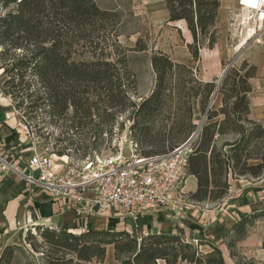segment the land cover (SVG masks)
<instances>
[{"label":"trees","instance_id":"1","mask_svg":"<svg viewBox=\"0 0 264 264\" xmlns=\"http://www.w3.org/2000/svg\"><path fill=\"white\" fill-rule=\"evenodd\" d=\"M168 21H185L192 35L187 44L193 60L203 43L213 47L220 0H163ZM122 17L103 9L94 0H0V69L6 78L14 108L34 119L40 145L51 142L53 153L77 161L104 150L118 114L131 108V141L134 154H164L183 144L197 129L193 101L208 121L191 143L186 175L196 178V189L187 193L194 203H211L228 192L231 179L264 176V126L250 117V79L257 67L243 60L229 66L218 85L201 81L196 71L160 50L150 56L155 74L150 94L136 104L128 93L135 84L128 68L129 51H146L138 37L133 47L119 42ZM224 64V63H223ZM224 68L226 65H223ZM221 95V106H209L212 94ZM222 115L221 119L214 120ZM57 126L55 132L49 126ZM156 126H159L156 129ZM37 132L39 134H37ZM231 134L232 138H224ZM264 210L241 218L223 239L229 255ZM88 228L80 233L67 229L33 226L25 242L39 251L42 239L46 264L102 263L107 245L113 246L117 264H226L221 250L208 243L184 240L176 233L134 236L126 230ZM15 245H7L0 264H11ZM237 264H245L236 260Z\"/></svg>","mask_w":264,"mask_h":264},{"label":"crops","instance_id":"2","mask_svg":"<svg viewBox=\"0 0 264 264\" xmlns=\"http://www.w3.org/2000/svg\"><path fill=\"white\" fill-rule=\"evenodd\" d=\"M233 1L220 0V26H226L227 9L231 7ZM180 23H182L181 26H176L181 32V36H179L180 43L177 42V49L173 52L163 51L170 54L174 61L191 67L196 71L197 78L201 81H212L219 78L223 72L222 64H227L229 58L226 57H230L231 52H225L224 59L222 56L219 57V44H221L219 39V42L211 50L208 49L205 52V48L200 49L199 59L193 60L187 48V44L192 42V35L185 21ZM262 39L264 40V35ZM259 53H264V43L249 44L239 51L236 60L251 61L257 67L258 72H260L259 74L257 73L258 77L250 79L253 87L249 94L250 117L264 126V115L262 116L261 114L263 110L262 108L260 110L254 103L255 100L262 101L261 98L264 96V80L261 79L264 54L258 60H253L252 58L258 57ZM232 58H235L234 55H232ZM233 60L235 63V59ZM4 73V69L0 70V153L6 151L17 154L23 165L26 166L30 160L32 150L29 140L21 137L20 133L13 128L17 114L8 89L3 86L6 78ZM220 104L221 95L215 93L211 96L209 106L212 109H217ZM221 118L219 116L216 119ZM202 120L203 115L200 112L199 102H195L193 105V123L198 125L202 122L204 124L205 121L203 122ZM25 172H28V169H25ZM195 189L196 178L192 175L187 176L184 192H193ZM262 210H264V176L251 178L250 181L232 179L227 194L217 202H193L189 206L181 205L177 210L161 208L154 212L135 211L131 216L122 211L117 212V210L109 213L82 216L74 209L68 208L63 201L54 202L47 192L27 186L21 176H17L10 171L3 172L0 170V254L7 245L19 247L25 245L26 230H24L22 225L28 221L32 223V226L64 228L72 233H80L88 228L106 230L109 228L108 224L111 219L115 230H126L137 237H141L144 234L176 233L188 242L193 243V240L204 242L200 247L208 245V243L218 246V243L223 241L224 235L241 218ZM161 262L165 264L164 261ZM77 264L100 263L92 260L88 262L82 261ZM102 264H117L112 245H107Z\"/></svg>","mask_w":264,"mask_h":264},{"label":"built area","instance_id":"3","mask_svg":"<svg viewBox=\"0 0 264 264\" xmlns=\"http://www.w3.org/2000/svg\"><path fill=\"white\" fill-rule=\"evenodd\" d=\"M263 35L264 0H235V5L227 9V43L236 51L243 43H259ZM16 113L13 128L29 140L32 154L25 166L17 154L0 153V170L21 176L27 186L47 192L54 202L63 201L79 215L117 210L131 216L135 211L177 210L181 205L193 204L183 189L187 156L200 128L183 144L164 154H134V145L129 140L128 156L120 149L112 154H104L102 150L77 161H70L67 156L61 161L52 152L53 144L40 145L31 122L22 113ZM112 132H118L116 125ZM107 135L103 133V137ZM22 227L27 231L33 226L28 221Z\"/></svg>","mask_w":264,"mask_h":264},{"label":"rangeland","instance_id":"4","mask_svg":"<svg viewBox=\"0 0 264 264\" xmlns=\"http://www.w3.org/2000/svg\"><path fill=\"white\" fill-rule=\"evenodd\" d=\"M94 1L103 9H115L118 12H120L122 17V23L120 26L121 35L119 36L120 43H122L125 46L133 47L136 39L140 37L142 41H144L147 44L146 51H129L127 54L128 68L135 78V84L133 87H130L128 93L130 94L131 100L134 101L136 104H138L146 96L150 94L151 90L154 87L155 74L152 71L150 65V56L154 51L157 50L160 51L168 50L170 52H173L174 50L177 49V45H178L177 42L180 43L179 36H181V32L176 26H181L182 23L168 21V13L164 5V1L162 0H94ZM234 5H235V0L232 2L231 7ZM225 29L226 26L223 27L219 25V19H218V22L216 23V35H217L216 42L213 44V47H208L206 43H203L200 49L205 48L206 49L205 52H207L208 49L211 50L212 48H214L220 39L221 44H219V57L222 56V58L224 59L225 52H229V51L231 52L230 57H226L229 58L227 64H222V65L227 66L230 63H232L230 66L232 65L240 66L244 59L236 60V58L239 55L238 54L239 52L235 51L232 48V46H230V44H228L227 41L225 40V36H226ZM260 43L261 44L264 43V40L262 39L259 43L253 42L249 44L256 45ZM249 44H246L245 47L248 46ZM263 54L264 53H259L258 57H252V58L253 60H258L260 56ZM168 55L171 57L170 54ZM232 55H234L235 58H232ZM171 59L173 60L172 57ZM233 59H235V63L232 62ZM249 64H252L251 61H249ZM261 69L263 71L261 79L264 80V66ZM257 73L259 74L260 72H258L257 70L256 75L254 77H258ZM215 81L217 82L218 78H216ZM261 100L262 101L255 100L254 103L260 110L262 108L263 113L261 111V114L263 116L264 96L261 98ZM195 102H199L198 99H195L193 101V105ZM131 110L132 109L129 108L125 112L118 114L117 121L115 124H113V126L116 125L118 127V132L116 133L112 132L113 126L111 127V130L107 132L108 133L107 137H104L107 140V142H105L104 144L105 146L103 150L104 154H112L115 153L118 149H120V152H122L123 155L128 156L129 154L128 141L129 140L131 141L130 126L132 125L133 122L130 117ZM15 111L17 110L15 109ZM219 116L223 117L222 115ZM216 118L214 120H217ZM27 119L31 122L33 126L34 119L31 118H27ZM202 121L203 122L205 121V123L208 122L205 119ZM158 128L159 126H156V129ZM48 129L54 130L57 133L60 130L57 126H53V125L49 126ZM37 134L39 133L37 132ZM38 137L40 139L42 138L41 136ZM224 138L231 139L232 136L231 134H227L224 136ZM118 145L120 146V148H118ZM57 157L59 156L57 155ZM241 179L250 181L251 178H245V177L239 178V180ZM229 181L232 182V179L230 178ZM35 240L41 248H44L42 244V239L38 235H35ZM227 241H230V237H228L225 240L223 239L222 242L218 243V246L222 252L226 264H237L236 260L240 262H244L245 264H264V219L263 218L262 219L259 218L253 221L252 224L248 226L245 236L241 240L236 242L234 249L236 254L235 259L229 255V250L227 249L226 246ZM40 247H39V251H35L26 242L23 247H16L11 264H46L44 256L41 253L42 249H40ZM209 249H210L209 245H202L200 247V250H202L203 252L208 251ZM160 263L162 264L163 262L160 261ZM180 264H186V263H180Z\"/></svg>","mask_w":264,"mask_h":264},{"label":"bare ground","instance_id":"5","mask_svg":"<svg viewBox=\"0 0 264 264\" xmlns=\"http://www.w3.org/2000/svg\"><path fill=\"white\" fill-rule=\"evenodd\" d=\"M245 45H246V43H243V44H241V45H238L237 48H236V51H237V52L241 51V50L245 47ZM0 70H2V69H0ZM56 158H57V160H61V161H63V160L66 159V156H62V157H57V156H56Z\"/></svg>","mask_w":264,"mask_h":264},{"label":"water","instance_id":"6","mask_svg":"<svg viewBox=\"0 0 264 264\" xmlns=\"http://www.w3.org/2000/svg\"><path fill=\"white\" fill-rule=\"evenodd\" d=\"M234 60H232V62H233ZM232 63H230L229 65H227L224 69H223V72H222V74L219 76V78H218V81L216 82L217 83V85H218V83H219V81H220V79H221V77H222V75H223V73H224V71L231 65ZM216 92H214L213 94H212V96L215 94ZM201 124H202V122H200V124H198V128H200L201 127ZM195 132H197V129H196V131ZM194 132V133H195Z\"/></svg>","mask_w":264,"mask_h":264}]
</instances>
